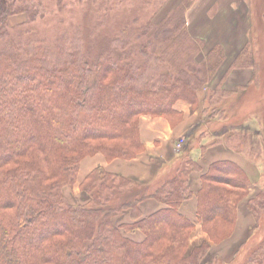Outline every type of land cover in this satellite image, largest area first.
Wrapping results in <instances>:
<instances>
[{
    "label": "trees",
    "instance_id": "1",
    "mask_svg": "<svg viewBox=\"0 0 264 264\" xmlns=\"http://www.w3.org/2000/svg\"><path fill=\"white\" fill-rule=\"evenodd\" d=\"M244 2L251 36L228 68L252 72L245 87L231 92L240 96L239 105L249 104L245 100L255 90L254 102H264V69L256 46L264 38V0ZM36 14L32 2L0 0V264H206L209 244L188 251L194 225L179 213L192 197L188 177L198 171L187 154L184 167L150 194L148 187L102 168L79 185L88 203L70 204L63 190L74 186L86 157L101 154L107 162L129 161L141 154L140 117L168 118L177 101L193 107L196 91L224 62L222 46L215 45L201 62L188 55L171 59L169 49L187 37L185 23L175 19L122 32L117 43L123 40L125 48L148 39L141 48L142 64L128 62V55L91 65L79 46L69 47L63 36L56 39L54 51L41 43L9 44L16 29L8 26V19L25 15L26 23L17 27L23 28L35 21ZM148 48L151 55L145 53ZM161 55L172 64V73H160ZM206 99L202 115L211 118ZM201 180L197 217L208 240L219 245L234 231L248 180L229 163L212 165ZM147 198L166 208L140 219L138 204ZM247 208L255 229L235 256L246 245L254 246L237 264H264V234L259 241L264 185ZM125 211L132 223L114 226L113 218ZM122 230L139 231L145 238L133 242Z\"/></svg>",
    "mask_w": 264,
    "mask_h": 264
},
{
    "label": "rangeland",
    "instance_id": "2",
    "mask_svg": "<svg viewBox=\"0 0 264 264\" xmlns=\"http://www.w3.org/2000/svg\"><path fill=\"white\" fill-rule=\"evenodd\" d=\"M22 1L26 3L32 2L35 5L37 10L36 19L33 22H28L29 24H26L23 28H17L21 25L23 26L27 20L25 15H18L23 17L22 20L19 18V20L13 21V25H8L11 29H16L14 31H17H13L14 36H12V41L9 44L17 42L21 43V45L31 46L41 43L50 51H54L56 39L63 36L67 39L69 47L74 44L79 46V51L91 65L107 57L116 59L118 57H127L128 55V62H132L134 65L142 64L144 58L141 54V48L149 42L148 39L143 37L139 41L131 42L125 48L123 40L119 44L117 43L118 39L123 38L122 32L126 29L128 31L142 30L147 24L158 25L162 22V25H164L175 19L182 20L185 23L184 29L187 32V37L179 45L169 49L171 51L169 52L171 59L174 60L178 56L184 57L188 55L190 58H194L196 62L204 61L208 51L215 46L214 39L216 34H214L215 30L213 31V28L217 29L219 27H216L215 24L222 22V15L224 14V10H220L218 14L212 17L216 11H209L210 4L216 3L217 0ZM228 1L232 2L233 0ZM238 1L240 0H234L233 2L238 3ZM220 2V6L223 8L222 0H218V3ZM234 3L232 4L234 5ZM204 7H208L207 11L203 10ZM216 18L220 20H214ZM17 33H22V35L17 37ZM250 36L248 32L247 38H250ZM13 37H15V40ZM259 41L260 45H256L259 52L258 61L260 62V69H264V38ZM145 53L151 55L152 50L148 48ZM161 56V58H157L159 59L158 69H160V73H172V64L167 57ZM224 62L219 68L220 70L225 69L229 65L230 60L227 59ZM219 69L211 79L205 84L203 83L199 90L196 91V95L198 92H206V114H212L213 117H203V121L192 129L187 140H191L193 136L197 137L202 132L218 134L227 129L228 132L231 131L233 133V145L241 147L258 164H263L264 102H254L255 96L258 95L256 90L250 92L252 96L249 100H245V103L249 104L245 105H239L241 102L239 95L232 94L233 92L222 93L224 90L217 86L216 83L218 81L215 78L217 75L221 76L224 74ZM262 77L264 78V75ZM215 91L218 92L215 93ZM67 188L69 187L64 188V193L67 192ZM66 195L68 196L69 193ZM261 222L262 228L259 230L260 242L262 241V234H264V219ZM254 229L255 225L240 245L246 242L253 234ZM253 246L254 244L252 245L251 243L246 245L237 257L235 253L238 247L232 254L229 253L230 255L227 258H212L211 256L209 257V252L205 258L206 264L214 260L217 261L216 264H237L243 261L245 254L251 251Z\"/></svg>",
    "mask_w": 264,
    "mask_h": 264
},
{
    "label": "crops",
    "instance_id": "3",
    "mask_svg": "<svg viewBox=\"0 0 264 264\" xmlns=\"http://www.w3.org/2000/svg\"><path fill=\"white\" fill-rule=\"evenodd\" d=\"M233 1L222 0L223 8L218 0L212 4L209 2V11H216L212 17L220 10H224L222 22L215 24L216 27L221 28L215 29L214 27L213 31L215 30L214 34H216L214 45H222L225 62L227 59L230 60L229 65L222 69L223 71L219 69L224 74L215 77L218 81L217 86L226 92H235L245 87L252 75L250 69H228L247 43L249 29L247 7L244 0H240L238 3ZM207 9L208 7L203 8L205 11ZM225 15L226 17H224ZM19 18L22 20L23 17H10L8 25H13V21L19 20ZM217 18L214 20L219 21L220 19ZM205 96V91L198 92L197 103L193 107L189 103L177 101L173 106L174 112L168 118L140 117L138 132L144 149L136 158L129 161L115 159L110 162H107L101 154L84 158L79 164L76 184L72 188H67V192L64 193L69 203L72 205L88 203L89 197L83 194L78 186L96 168H102L107 173L125 178L134 184L146 186L150 194L184 167L186 161L184 155L187 154L188 159L195 162L198 168V171L191 172L188 177L187 186L192 197L183 202L179 210V213L194 225V230L188 239V251L205 242L210 246L209 257L227 258L245 240L246 235L254 227L247 202L260 192L264 184V162L258 164L241 147L233 145L231 131L225 134L213 132L203 134L202 132L197 137L193 136L191 140H187L192 129L203 121L202 108ZM178 140L183 141L180 151L175 149ZM218 163L232 164L243 172L248 180V194L237 206L236 224L231 237L221 244L215 245L201 231L196 210L197 193L202 185L201 177L208 172L212 165ZM165 208L164 204L147 198L138 204L140 219ZM112 223L116 227L132 223L129 211L113 218ZM122 234L136 243L142 242L145 238L139 231L126 233L122 230Z\"/></svg>",
    "mask_w": 264,
    "mask_h": 264
},
{
    "label": "built area",
    "instance_id": "4",
    "mask_svg": "<svg viewBox=\"0 0 264 264\" xmlns=\"http://www.w3.org/2000/svg\"><path fill=\"white\" fill-rule=\"evenodd\" d=\"M180 142L177 143L176 150H180L182 148V141L180 140Z\"/></svg>",
    "mask_w": 264,
    "mask_h": 264
}]
</instances>
